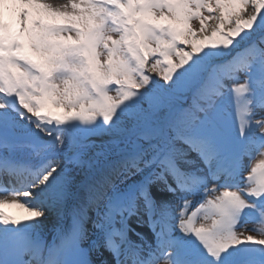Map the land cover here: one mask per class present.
I'll list each match as a JSON object with an SVG mask.
<instances>
[{"label": "snow or ice", "instance_id": "6c2138e0", "mask_svg": "<svg viewBox=\"0 0 264 264\" xmlns=\"http://www.w3.org/2000/svg\"><path fill=\"white\" fill-rule=\"evenodd\" d=\"M0 264H264V0H0Z\"/></svg>", "mask_w": 264, "mask_h": 264}, {"label": "bare ground", "instance_id": "6f19581e", "mask_svg": "<svg viewBox=\"0 0 264 264\" xmlns=\"http://www.w3.org/2000/svg\"><path fill=\"white\" fill-rule=\"evenodd\" d=\"M53 2L62 3V2H64V0H53ZM6 211H8L11 214L16 215V216H21V215H26L27 214L24 209L17 208V207L7 208ZM201 222H203V221H201ZM208 222L210 223V221H208ZM252 234L256 235L254 233H252Z\"/></svg>", "mask_w": 264, "mask_h": 264}, {"label": "rangeland", "instance_id": "374dc122", "mask_svg": "<svg viewBox=\"0 0 264 264\" xmlns=\"http://www.w3.org/2000/svg\"><path fill=\"white\" fill-rule=\"evenodd\" d=\"M254 234H256V233H254Z\"/></svg>", "mask_w": 264, "mask_h": 264}]
</instances>
